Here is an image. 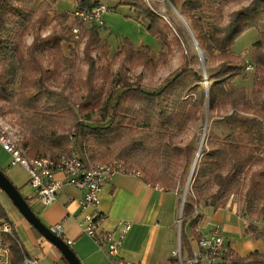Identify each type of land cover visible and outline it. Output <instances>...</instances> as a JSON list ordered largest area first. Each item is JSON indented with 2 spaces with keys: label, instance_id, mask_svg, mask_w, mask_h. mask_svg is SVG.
I'll return each mask as SVG.
<instances>
[{
  "label": "trees",
  "instance_id": "1",
  "mask_svg": "<svg viewBox=\"0 0 264 264\" xmlns=\"http://www.w3.org/2000/svg\"><path fill=\"white\" fill-rule=\"evenodd\" d=\"M36 1L0 0V59L4 63V70L0 73V99L17 98L20 106L31 112V135L24 144L27 154L31 158L51 156L57 159L68 152L71 146L80 153L83 160H106L115 155L126 158L134 166L137 164L135 167L152 184L177 190L175 174L169 178L158 176L137 162L141 152L152 149L148 142V137L152 135H135L138 128L149 131L157 126L152 134L158 136L160 146L171 155L173 161L177 165L183 161L192 164L196 156L195 147L179 146L171 137L182 133L191 122L200 119L199 111L193 109L197 106L193 94L203 81V75L190 68V62L185 61L160 90L150 91L142 85L141 75L132 81L126 73L120 71L111 93L105 97L96 84L99 64L93 53L98 50L102 56L107 57L111 45L108 40L102 39L98 27L84 29L87 36L84 48L88 66L85 79L87 92L78 104V111L86 115L74 122L76 133L73 136L60 133L58 130L65 126V116L68 113L73 116L75 111L61 97L62 92L49 87L48 81L61 70L75 66V61L63 48L64 44L73 42V29L82 25L74 13L77 10L90 11L98 5L106 4V0H75L76 9L72 13L56 11L52 19L57 22L51 33L44 37L36 36L27 48L30 62L35 64L36 70L24 74L19 80L10 69L9 60L17 56L16 59L24 61L18 41L28 29L27 23ZM51 1L56 3V0ZM233 1L240 0H185L181 7L173 0L181 15L189 22L201 49L207 53L208 62H219L215 71H208L217 96L210 110L231 109L223 117L228 134L221 138L210 133L207 141L209 148L202 149L186 196L181 250L188 251L190 258L193 257V249L184 227L187 223L193 229L197 226L200 217H192L195 205L204 204L214 209L226 207V196L240 183L248 168L253 166L260 168L251 172L245 197L249 206H253L257 200L264 201V41L258 40L253 44L258 73L254 78L252 92L248 93L245 87L232 88L239 69L233 47L237 39L249 30L256 29L264 36V0H252L249 5L232 12L229 20L225 21L224 7ZM123 3L129 5L135 18L149 32L163 44H169L165 31L169 26L163 25L161 17L143 0L119 2ZM107 6L110 10V6ZM50 16V12L44 11L33 26H42ZM7 24L11 26L6 28ZM43 55L50 60L51 68L42 64ZM161 56L165 57V54ZM116 57L126 59L135 66L153 62L149 46L140 49L128 39L121 45ZM103 76L107 78L106 74ZM16 84L18 87L15 89ZM95 115L100 116L99 124L89 123ZM56 149L62 153L55 155ZM210 186H214L215 191L209 190ZM261 210L264 213V204ZM249 228L252 230L253 225ZM193 234L194 239L198 240L199 235L195 229ZM5 239L11 247L13 263L22 261L24 250L19 239L15 235H8ZM260 262H264V259L255 253L246 260L233 254L231 261L232 264Z\"/></svg>",
  "mask_w": 264,
  "mask_h": 264
},
{
  "label": "rangeland",
  "instance_id": "2",
  "mask_svg": "<svg viewBox=\"0 0 264 264\" xmlns=\"http://www.w3.org/2000/svg\"><path fill=\"white\" fill-rule=\"evenodd\" d=\"M122 1L125 0L104 1V3L110 6V10L104 15L105 28L100 29V35L102 39L109 41L111 49L107 57L102 56L98 50H95L93 53L94 57H97L99 64L96 76L98 88L102 91L104 96L107 97L118 79L119 72L122 71L126 73V76L132 81H136L138 76L141 75V83L146 90H160L166 84L167 80L180 70L182 64L185 61H189V67L200 72L204 77L203 81L199 84L198 90L193 94L195 103L197 104L193 109L199 111L200 119L191 122L185 131L174 134V137H171V139L175 144L182 147L187 145L194 146L196 149V156L199 150L202 154V149L204 147L209 148L207 141L210 133L221 138H224L228 134V127L223 117L228 114L231 109L210 110V106L217 96L213 90V80L210 79V73L208 74V71H215L219 66V62H208L207 53L201 49L189 22L181 15L178 7H181L185 0H175L178 7L173 3V0H143L161 17L162 24H167L169 26V28H165L169 38V44L167 45L163 44L160 39L156 38L146 29L142 22L135 18L128 4H119V2ZM251 1L252 0H240L230 2L224 7L225 21L229 20V15L232 12L249 5ZM75 9V0H56L55 4L51 0H37L33 4V14L30 21L27 23L28 29L18 41L22 55L24 56V61L16 59L17 56L9 60L10 69L17 74L19 80L24 74H30V72L36 70L35 64L30 62L31 56L27 51V48L32 44L34 38L38 35L44 37L51 33L57 22L52 19L56 11L72 13ZM44 11L50 12L51 16L42 26L34 27L33 23L38 20ZM10 18L12 19V17ZM10 26V24H7L6 28ZM90 27H92L91 24L82 23V25L78 26L81 33H79L77 37L73 33V42L63 45L64 52L73 58L75 66L69 67L67 70H61L59 74L48 81L49 87L56 89L58 92H62L63 94H61V97L67 101L69 108H73L75 111L73 116L69 113L65 116V126L58 130L60 133L65 132L71 136L76 133L74 122L86 115L85 112L78 111V104L87 92L85 79L88 66L85 61L84 48L87 41L85 30ZM126 39L140 49H143L144 46H149L152 49L153 62L145 66H135L126 59L121 57L117 58L116 53ZM258 40L264 41V36L256 29L247 31L237 39L233 47V52L237 55L239 69L237 70V77L232 83V88L245 87L248 93L252 92L254 88V78L258 73L255 64L253 44ZM162 53L165 54V57L161 56ZM41 61L45 67L51 68V66H49L50 60L46 56H41ZM249 64H252L255 69L247 70L246 67ZM3 70L4 63L0 59V73H2ZM104 74L107 75V78H104ZM14 87L16 89L18 84ZM30 118L31 112L23 109L17 98L10 100L0 99V132H7L27 157L30 156L27 154V149H25L24 144L31 135ZM93 119L94 120H91L89 123L99 124V115H95ZM154 130H157V126L151 128L149 131L142 128L137 129L136 137L152 135V137H148L149 146L152 147V149L147 152H141L138 155L137 162L158 176H167L169 178L172 174H175L177 190L180 191L183 198L185 195L187 196L188 190L193 182V179H191L189 183V178L196 156L192 164H187L183 161L182 164L177 165L173 161L171 155L160 146V139L158 140V136L152 134ZM61 153L59 149L55 150V155H60ZM72 153L82 158L80 153L73 150L71 146L69 147V151L63 153L62 156H68ZM201 154L198 161L202 156ZM118 159L124 161L127 168L138 170L135 167L137 164L134 166L126 158L117 157L115 155L106 160H90L88 158L85 160L108 163ZM259 168V166L249 167L246 175L241 177L240 183L235 185L233 190L226 196L227 203L229 201L236 203L240 213L256 221H261L264 217V213L261 210L264 201L257 200L253 206H249L245 193L250 184L251 172ZM140 172L142 173V171ZM215 189L214 186L209 187V190L215 191ZM0 198L2 203H4L3 199L7 202L10 200L3 191L1 192ZM178 253L180 258L181 249Z\"/></svg>",
  "mask_w": 264,
  "mask_h": 264
},
{
  "label": "crops",
  "instance_id": "3",
  "mask_svg": "<svg viewBox=\"0 0 264 264\" xmlns=\"http://www.w3.org/2000/svg\"><path fill=\"white\" fill-rule=\"evenodd\" d=\"M12 160V155L0 144V169L49 229L56 224L63 226L64 239L72 241L69 246L81 264H118V261H122V264H186L191 259L186 250H181L179 258L178 252L182 248L180 220L184 208L182 195L177 190L154 185L144 176L125 174L116 176L106 185L100 195V209L108 216L104 229H115L120 221L132 224L120 253L112 258L83 232L82 223L91 212L81 207L80 201L85 197L83 190L64 185L57 202L45 207L29 183L27 170L19 164H12ZM57 177L64 178L60 173ZM2 191L0 188V197ZM3 200L4 203L0 198V205L11 220L15 235L27 255L37 259L39 264H70L61 251L27 220L11 199L8 202ZM196 216L200 220L195 231L198 228L208 231L213 222L222 225L226 245L235 257L246 260L255 253L264 259L262 220L256 221L240 213L236 203L229 201L226 207L218 209L204 204L195 205L192 217ZM251 225L252 230L249 228ZM194 229L189 223L184 227L193 251L198 249Z\"/></svg>",
  "mask_w": 264,
  "mask_h": 264
},
{
  "label": "built area",
  "instance_id": "4",
  "mask_svg": "<svg viewBox=\"0 0 264 264\" xmlns=\"http://www.w3.org/2000/svg\"><path fill=\"white\" fill-rule=\"evenodd\" d=\"M109 12L106 4L96 6L90 11L77 10L74 16L82 23H88L99 29L105 28L104 15ZM73 33L79 35L80 29L76 26ZM247 70H254L252 64L247 65ZM0 144L12 155V164L24 167L30 177L29 183L35 188L39 200L45 207H50L57 202L59 193L64 185H70L85 192V197L80 201L83 210L90 209L82 223L83 232L92 238L99 249L109 257H116L122 249L127 235L131 229V222L120 221L115 229L105 230L104 223L108 219L100 209V195L106 185L111 183L118 175H138V170L129 169L122 160L108 163L83 160L79 155L72 153L59 158L39 157L30 158L13 141L7 132H0ZM63 175L59 179L57 174ZM182 219L180 220V223ZM264 228V217L262 219ZM51 232L64 239V230L61 224L50 227ZM199 235L198 249L193 251V257L186 264H231L233 252L226 245L222 232V225L213 222L208 231L196 229ZM15 235L11 220L4 213L0 205V264H15L12 260L11 247L6 242V236ZM16 236V235H15ZM64 241L71 245V240ZM20 245L22 243L19 241ZM16 264H39L38 260L24 252L22 261ZM122 264V261H118Z\"/></svg>",
  "mask_w": 264,
  "mask_h": 264
},
{
  "label": "water",
  "instance_id": "5",
  "mask_svg": "<svg viewBox=\"0 0 264 264\" xmlns=\"http://www.w3.org/2000/svg\"><path fill=\"white\" fill-rule=\"evenodd\" d=\"M184 19V18H183ZM184 21V20H183ZM201 154V153H200ZM200 154L197 155L196 160L192 166L189 183L193 177L198 159ZM0 188L5 191L10 199L13 201L15 206L21 211V213L27 218V220L49 241H51L63 254L66 260L70 264H81V261L72 250V248L64 241V239L60 238L47 227L40 218L36 215L34 210L28 204L26 199L21 195L18 188L8 179L6 174L0 169ZM188 190V189H187ZM186 202V195L183 197V208ZM183 210V209H182ZM245 264H264V262L260 263H245Z\"/></svg>",
  "mask_w": 264,
  "mask_h": 264
},
{
  "label": "bare ground",
  "instance_id": "6",
  "mask_svg": "<svg viewBox=\"0 0 264 264\" xmlns=\"http://www.w3.org/2000/svg\"><path fill=\"white\" fill-rule=\"evenodd\" d=\"M198 154H200V150H199ZM198 154H197V155H198ZM196 157H197V156H196Z\"/></svg>",
  "mask_w": 264,
  "mask_h": 264
}]
</instances>
